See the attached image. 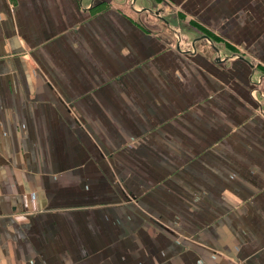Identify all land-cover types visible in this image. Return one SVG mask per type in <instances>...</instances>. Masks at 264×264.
<instances>
[{
    "label": "crops",
    "instance_id": "0c3cea01",
    "mask_svg": "<svg viewBox=\"0 0 264 264\" xmlns=\"http://www.w3.org/2000/svg\"><path fill=\"white\" fill-rule=\"evenodd\" d=\"M263 63L264 0H0V264H264Z\"/></svg>",
    "mask_w": 264,
    "mask_h": 264
},
{
    "label": "rangeland",
    "instance_id": "374dc122",
    "mask_svg": "<svg viewBox=\"0 0 264 264\" xmlns=\"http://www.w3.org/2000/svg\"><path fill=\"white\" fill-rule=\"evenodd\" d=\"M163 1H164V0H163ZM163 1H161V0H151V2H152L153 4H159V3L163 2ZM239 50L243 52V50H242L240 47H239ZM263 65H264V63H263ZM75 116H76V118H78L79 120H80V119L82 120V118H81L76 112H75ZM77 121H78V120H77ZM78 122L81 123V125L78 124L80 127L86 128L85 125H84V126L82 125V122H81V121H78ZM95 142H96L97 147L100 148V149H102V147H101V145L99 144V142H98L97 140H95ZM128 145L130 146L131 143H130V144L128 143ZM120 148H121V147H118V149H117L116 152L120 151V150H121ZM119 149H120V150H119ZM102 150H103V149H102ZM102 155H103L102 158H107V159H109V158H113V157H114V155L107 154V153H105V152H103ZM111 160H112V159H111ZM112 163H113V162H112ZM188 163H192V164H194L195 162H194V161H188ZM112 167H113V165H112ZM112 170H113L114 174H116L115 172H117V170H116L114 167L112 168ZM115 176H116V175H115ZM116 177H117V176H116ZM119 177H120V176H119ZM119 177H118V179H119ZM118 182L120 183V185H122V183H123L120 179H119ZM122 187H124V186L122 185ZM124 188H125V187H124ZM204 190H205V189H204ZM200 194H203L202 191L194 192V194L192 195L193 200L198 199V197H199L198 195H200ZM204 194H205V192H204ZM160 222H162V227H166V228H169L171 231H174V232H172V233L174 234V236H172V235L169 234V236L172 238V240H174V242H179V243H181L183 239L190 240V241H197V238H196L194 232L192 231V229L189 230V228H188V229L180 230V229H178L177 227L170 226V225H172V224H167V223H164L163 221H160ZM171 222H173V221L171 220ZM173 224H175V225H180L178 221H174ZM181 239H182V240H181ZM194 239H195V240H194ZM183 243H184V242H183Z\"/></svg>",
    "mask_w": 264,
    "mask_h": 264
},
{
    "label": "water",
    "instance_id": "95a60500",
    "mask_svg": "<svg viewBox=\"0 0 264 264\" xmlns=\"http://www.w3.org/2000/svg\"><path fill=\"white\" fill-rule=\"evenodd\" d=\"M147 8V7H146ZM146 8H144V10H146ZM148 10H151L152 11V9H148ZM155 12H157V10L155 11ZM159 12V11H158ZM163 19V18H162ZM167 21V20H166ZM168 22V21H167ZM205 37H207V38H210V36L209 35H204ZM217 51L219 52V49L217 48Z\"/></svg>",
    "mask_w": 264,
    "mask_h": 264
}]
</instances>
